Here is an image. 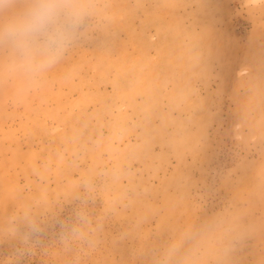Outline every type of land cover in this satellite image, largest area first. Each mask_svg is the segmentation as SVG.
Wrapping results in <instances>:
<instances>
[{
  "label": "rangeland",
  "instance_id": "374dc122",
  "mask_svg": "<svg viewBox=\"0 0 264 264\" xmlns=\"http://www.w3.org/2000/svg\"><path fill=\"white\" fill-rule=\"evenodd\" d=\"M79 4L0 49V264H264V0Z\"/></svg>",
  "mask_w": 264,
  "mask_h": 264
},
{
  "label": "clouds",
  "instance_id": "9594fccd",
  "mask_svg": "<svg viewBox=\"0 0 264 264\" xmlns=\"http://www.w3.org/2000/svg\"><path fill=\"white\" fill-rule=\"evenodd\" d=\"M12 4L14 0H0V49L10 52L26 75L54 67L81 23L79 0H27L19 9L6 6Z\"/></svg>",
  "mask_w": 264,
  "mask_h": 264
}]
</instances>
